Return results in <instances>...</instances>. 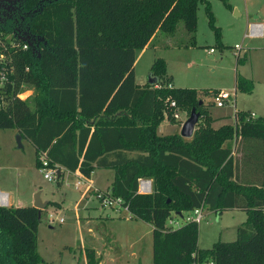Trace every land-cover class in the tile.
<instances>
[{
    "label": "trees",
    "instance_id": "16d2710c",
    "mask_svg": "<svg viewBox=\"0 0 264 264\" xmlns=\"http://www.w3.org/2000/svg\"><path fill=\"white\" fill-rule=\"evenodd\" d=\"M199 2L222 46L210 0H19L0 31L28 46H6L13 69L0 87V128L16 127L31 140L38 167L44 151L50 164L79 169L86 177L97 166L114 168L112 193L133 216L153 225L152 264H264V115L238 109L234 123L211 126L198 89L171 84L162 56L150 65L155 82L135 80V51L156 30L172 33L182 20L189 42H196ZM243 60L238 54L237 62ZM24 84L34 86V110L28 98L17 96ZM253 88V79L236 71L235 89ZM166 97L182 108L195 107L204 119L190 137L157 132ZM171 111L167 116L175 120ZM232 139L244 150V144L261 146L259 157L254 148L243 155L244 161L260 160V179L237 178ZM130 150L136 153L129 155ZM110 153L115 156L107 161ZM140 176L153 178L152 191L138 192ZM201 204L217 213L245 210L236 237L199 247L198 221L166 224L172 212L181 215ZM38 210L32 204H0V264L39 263ZM85 253L86 264H98L92 247Z\"/></svg>",
    "mask_w": 264,
    "mask_h": 264
},
{
    "label": "rangeland",
    "instance_id": "374dc122",
    "mask_svg": "<svg viewBox=\"0 0 264 264\" xmlns=\"http://www.w3.org/2000/svg\"><path fill=\"white\" fill-rule=\"evenodd\" d=\"M228 1L231 8L223 0H210L215 23L221 27L222 46L216 42L213 30L207 22L204 3L199 2L197 6V35H195L196 42L194 44L189 42V32L184 22L179 20L173 31L174 34L172 36L166 34L171 42H176L175 45L150 47L141 54L138 52L135 64L136 80L143 84L149 79L151 57L165 56L168 72L170 75L173 74L175 85L198 89L199 97H202L207 103L212 118L210 124L213 127H216L213 125L214 118L215 120L221 119L216 124L219 122L232 123L234 121V106L250 107L256 116L264 114V34L249 35L251 20L262 22L264 25V0ZM236 9L239 10V14H236ZM0 32V37L12 38L9 32ZM235 42H237L236 46ZM210 46H212V50L209 49ZM238 54L240 57L243 54L246 55L244 62H237ZM236 71L253 75L252 93L234 88ZM218 86L230 94L223 105H216L213 102L215 91L208 89ZM21 91V97L28 98L32 110H34V86L24 84ZM171 99L173 98H165L167 108L164 110V116L157 129L160 134L180 133L182 122L190 114L189 108L177 105L175 110L179 112L180 118L169 119L165 111L168 112ZM203 121L204 119L199 117L195 129ZM17 135L16 127L0 128V188L9 186L11 192L19 196L18 200L21 202L31 200V197L34 198L36 194L34 188L41 189L44 198L56 199L46 200L47 204L41 209V218L36 232V249L41 255L38 264H85L86 249L93 246L97 251H102V242H105L103 236L109 233L116 237L117 248L115 250H121L124 257L141 256L140 252L135 256H131V254L142 249V264H151L152 235L149 222H140L138 218L131 217L132 213L125 207L127 204L124 199H122L121 205L113 204L111 207H103L98 192H112L110 187L95 186L92 188L94 184L105 187L109 175L113 176L112 168H95L91 178L82 177L83 180L78 188L75 187L76 175L68 171L63 173L61 180L57 181L55 177L47 179L35 164L33 145L26 137L22 138V136L19 144ZM229 142L233 146L239 167L240 163L244 161L245 150L242 149L240 142H235V139L229 140ZM244 170L236 169V176L239 180L246 178ZM143 177H148L153 182L152 177ZM91 202L94 203L92 207L89 206L92 204ZM106 213L107 216L109 215L108 217L114 218H106ZM170 217L179 220L177 226L186 221L178 217L175 212H172ZM245 217L246 211L239 208H227L222 213H217L204 207L203 216L198 221V245L209 247L212 242L218 239H234L236 227ZM166 223L169 227L175 225L171 224L169 219ZM107 247L104 248V252ZM96 258L99 264V256ZM105 258L107 260H104L102 264H114L113 258L111 261L109 260L110 254ZM196 264L207 263L203 261Z\"/></svg>",
    "mask_w": 264,
    "mask_h": 264
},
{
    "label": "crops",
    "instance_id": "0c3cea01",
    "mask_svg": "<svg viewBox=\"0 0 264 264\" xmlns=\"http://www.w3.org/2000/svg\"><path fill=\"white\" fill-rule=\"evenodd\" d=\"M237 11H236V14H239L240 12H239V10L238 9H236ZM253 22H257V21H253V20H251L250 22H249V35H252V36H259V35H263L264 34V25H263V23L262 22H260L261 23V25H262V32L261 33H259V34H255V33H252V31H251V25H252V23ZM259 22V21H258ZM166 34H169V36H172L174 33L172 32V33H166V32H163V31H160V30H156L155 31V33L153 34V36L151 37V39H150V41H149V43L147 44V45H145L144 47H142V48H138V49H136V51H135V62H134V65L136 64V59H137V56H138V52L141 54L142 52H144V51H146V50H148L150 47H152V48H158V47H163V46H170V45H175V43L176 42H171V40H169L168 38H167V35ZM195 35H197V29H196V32H195ZM157 36H159L157 39H156V37ZM235 43H237V42H235ZM212 46H210V48H211ZM209 48V49H210ZM210 56H213L212 54H209ZM239 56H240V54H239ZM156 56H152L151 57V59H150V65H151V63H152V61L154 60V58H155ZM163 58L165 57V56H162ZM241 57H244V60H243V62L245 61V59H246V55L245 54H243ZM237 58V57H236ZM165 59V58H164ZM165 61H166V59H165ZM166 73L171 77V84H173V85H175V83H174V79H173V74L172 75H170L169 74V72H168V69H167V62H166ZM243 75H245V76H247V77H250V78H252L253 79V75L251 74V75H249V74H244V73H242ZM135 80H136V70H135ZM253 81H254V79H253ZM136 82L137 83H139L137 80H136ZM139 84H141V83H139ZM215 88H217V89H223L222 87H215ZM235 88V87H234ZM253 92V90L251 91V92H249V93H252ZM234 100H235V102H236V95L234 96ZM250 110V111H253L250 107H246V108H240V107H237V106H234V121H235V110ZM254 112V111H253ZM254 114H255V112H254ZM264 115V114H263ZM254 116H256V115H254ZM214 118V117H213ZM221 119H216L215 120V118L213 119V125L214 126H220L221 124H223L224 122H219V124H216L218 121H220ZM234 121L232 122V123H234ZM157 129H158V127H157ZM16 130H17V132H18V129L16 128ZM158 132V131H157ZM160 134V133H159ZM23 137H26V136H22V138ZM27 138V137H26ZM29 141H30V143L33 145V147H34V150H35V146H34V144L31 142V140L29 139V138H27ZM232 140H234V139H232ZM244 147H245V151L246 150H248L249 148H254L255 149V147H253V146H248L247 144L245 145L244 144ZM255 152L257 153V155H258V157H259V155H260V153L262 152L261 151V146H259L258 147V149L256 150L255 149ZM129 155H134L135 153H136V151H134V150H130V151H128L127 152ZM232 153L233 154H235V152H234V149H232ZM240 153H241V151H240ZM238 154H239V152H238ZM114 154L113 153H110L108 156H107V161H109L110 159H113L114 158ZM35 157H36V154H35ZM57 164V163H56ZM58 165V164H57ZM58 167H60L59 169H58V171H59V173H60V170H62L63 171V173L64 172H66V171H68V172H71V173H73V174H75L76 175V177H77V179H78V177H83L84 175L81 173V171L79 170V169H75V170H70V169H68V168H65L64 166H60V165H58ZM97 167H101V168H112V167H105V166H97ZM97 167H95V168H97ZM94 168V169H95ZM94 169L91 171V174H90V176H88L87 178H91L92 177V172L94 171ZM113 169V176H111V175H109L108 177V182H107V184L105 185V187H101L100 185H98V184H94L93 185V187L92 188H95V186L96 187H100V188H109L110 187V185H111V182H112V180H113V177H114V168H112ZM236 169H245L243 172L246 174V177H248V176H252V177H254V178H256V179H260L261 177H262V175H263V165H262V163L260 162V160L257 158L256 160H248V161H244V162H241L240 163V166L238 167V165H236ZM78 173H80V174H78ZM59 174H57V176H58ZM63 175V174H62ZM84 177H86V176H84ZM62 179V176H61V178H60V180ZM246 179V178H245ZM60 183V182H59ZM81 183H79L78 185H75V187L76 188H78L79 187V185H80ZM34 189H36V190H34V191H36V192H38V194H39V196H40V198L43 200V199H45V200H48V199H51V198H48V197H46V198H44L43 197V195H42V190L41 189H37V188H34ZM0 190H2V191H4V192H6L7 193V195H8V198H9V203H11V205H15V206H17V205H30V204H32L33 205V200H34V198H32L31 197V200H27L26 202H21L20 200H18V198H19V196H17L14 192H11V189H10V187L9 186H4L3 188H0ZM12 198V200H10ZM51 200H56V199H51ZM11 201V202H10ZM58 202H60L59 200H57ZM62 202V201H61ZM92 203V202H91ZM93 204L94 203H92V204H90L89 206H93ZM61 205H62V203H61ZM204 208V207H203ZM235 208V207H234ZM211 210H213V209H211ZM184 212V211H183ZM109 213V212H108ZM110 215H111V213H110ZM105 216H107V213L105 214ZM109 216V215H108ZM106 217V218H108V219H111V218H114V217ZM131 217H133V215H130ZM135 218H138V217H136V216H134ZM138 220L141 222V221H144V222H149V221H146V220H143V219H141V218H138ZM148 225L150 226L149 227V229H150V231H151V235H152V228H153V225H152V223L151 222H149L148 223ZM103 238H105V242H102V244H103V248H102V251H97L96 249H95V247H93V246H89V247H92L93 249H94V251H95V253H96V256H99V264H102V262L104 261V260H107V258H105V256H107V255H109L110 254V261H111V259H112V262H114V264H142L143 263V260H142V249H140L139 251H134V253H132L131 254V256H135L137 253H141V256L140 255H137V256H135V258L134 257H130V258H126V257H124V255H123V253L121 252V250H115V248H117L116 247V245H115V239H116V237L112 234H108V235H104L103 236ZM213 243V242H212ZM106 246H108L107 248H106V250H105V252H104V248L106 247ZM200 247V246H199ZM109 252H108V251ZM105 253V254H104ZM112 255V256H111ZM123 255V256H122ZM101 261V262H100ZM84 262H85V264H86V255H85V260H84ZM116 262V263H115ZM207 264H208V261H205ZM151 264H152V242H151Z\"/></svg>",
    "mask_w": 264,
    "mask_h": 264
},
{
    "label": "built area",
    "instance_id": "2783aa9c",
    "mask_svg": "<svg viewBox=\"0 0 264 264\" xmlns=\"http://www.w3.org/2000/svg\"><path fill=\"white\" fill-rule=\"evenodd\" d=\"M251 31L252 33H255V34L261 33L262 32L261 23L253 22L251 25ZM8 44L18 45V46H21L22 48H26L28 46V43L26 41H16L14 37H12L11 39L0 37V87H2L5 80L7 79L8 73L13 69L12 68L13 65L11 63V57L8 55V53L5 50ZM236 45L237 43L235 44V46ZM210 50H212V47L210 48ZM21 92H22L21 90L17 92V96H19L20 98H22ZM0 97H3V94L1 91H0ZM229 97H230V94L226 90L218 89L213 95V102L216 105H223L226 102V100H228ZM0 105H3L2 101H0ZM169 106L173 108V110L171 111L172 116L174 118H180L179 112L175 110V108L177 107V103L174 99H171L169 101ZM165 114L167 115L168 112L165 111ZM250 115L254 117L255 114L253 111H251ZM39 160L41 161L39 169L43 172V176L47 179H52L54 177L56 178L57 171L59 169L58 165L56 163L50 164L49 157L46 155L44 151H42L39 154ZM82 180L83 178L78 177V179L75 182V185H78L79 183H81ZM152 186H153V182L151 181L150 178L143 177V176H140L138 178V192H142V193L150 192L152 190ZM98 195L99 197H101V204L103 207H109V206L111 207V205L113 204H118V205L122 204L121 201L123 198L120 195H114L112 192H108V191H104V192L99 191ZM0 204L1 205L9 204L8 195L6 192L2 190H0ZM125 207L128 208L127 205ZM177 216L180 217L181 219L183 218L186 221H190V220L200 221V219L203 216V206L202 204L198 205L194 207L193 209L183 212L181 215H177ZM168 219L170 220L171 224H175L174 226H177V223L179 221L178 219H175L173 217H169ZM60 221H62V218H60ZM208 264H212V261L209 260Z\"/></svg>",
    "mask_w": 264,
    "mask_h": 264
},
{
    "label": "water",
    "instance_id": "95a60500",
    "mask_svg": "<svg viewBox=\"0 0 264 264\" xmlns=\"http://www.w3.org/2000/svg\"><path fill=\"white\" fill-rule=\"evenodd\" d=\"M14 1V0H12ZM156 76L152 75L150 73L149 75V82H155L156 81ZM202 100L200 99V102ZM199 118V112L195 109V107H192V109L190 110V114L189 116L182 122L181 124V128H180V134L184 137H190L195 129V125L198 121ZM18 137V141L20 144V138L21 135L18 133L17 135ZM57 174H59V171H57ZM47 204L46 200H42L38 194V192H36L35 196H34V200H33V205L36 206L39 210H38V216L41 215V209Z\"/></svg>",
    "mask_w": 264,
    "mask_h": 264
},
{
    "label": "flooded vegetation",
    "instance_id": "af4514ba",
    "mask_svg": "<svg viewBox=\"0 0 264 264\" xmlns=\"http://www.w3.org/2000/svg\"><path fill=\"white\" fill-rule=\"evenodd\" d=\"M19 0H0V26L7 23L17 10Z\"/></svg>",
    "mask_w": 264,
    "mask_h": 264
}]
</instances>
